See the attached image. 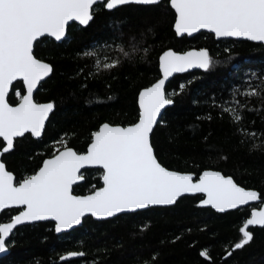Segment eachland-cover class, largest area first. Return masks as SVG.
Segmentation results:
<instances>
[{"label": "trees", "instance_id": "1", "mask_svg": "<svg viewBox=\"0 0 264 264\" xmlns=\"http://www.w3.org/2000/svg\"><path fill=\"white\" fill-rule=\"evenodd\" d=\"M97 7L94 20L86 28L71 24L70 42L47 38L34 48L37 58L53 67L35 99L40 103L54 101L56 108L40 140L27 134L3 156L17 180L38 170L41 161L53 152L54 143L66 133L69 146L83 153L90 133L103 123H134L139 92L160 78L161 54L168 49L185 52L195 48L208 49L219 63L207 72L194 71L169 82L166 92L170 96L180 84L187 87L182 94L172 96L173 107L154 130L158 158L170 170L196 177L205 170L220 171L264 198V148L254 151L251 143L242 144L236 126L227 115L221 119L219 109L211 107L209 100L228 98L232 87L242 85L250 78L249 73L264 74V46L248 41H217L208 33L178 38L173 29L174 11L167 0L161 5H126L113 11ZM113 40L116 44L122 40L125 46L143 41L141 46L149 47V54L141 60L140 53L132 62L125 61L111 72L85 80L84 76L94 71L92 61L77 54L90 46L112 44ZM107 51L112 57L118 54L113 48ZM80 69L83 75H77ZM85 83L86 88L82 87ZM13 87L25 93L22 83ZM9 99L16 102L12 93ZM252 104L260 106L255 99ZM209 113L211 120L204 118ZM244 115L246 127L264 131V112L256 115L246 111ZM102 173L84 171L85 182L75 187V193L86 195L92 185L101 187ZM202 198L184 197L173 207L150 208L109 221L97 222L89 217L79 228L61 235L55 233L51 222L22 226L7 242L10 254L0 264H264V228L249 229L252 241L234 250L235 243L242 239L240 228L252 208L260 204L219 214L201 208ZM19 211H5L0 221L8 222ZM205 249L210 259L200 255ZM78 251L86 255L60 261L62 256ZM228 251L232 252L230 256Z\"/></svg>", "mask_w": 264, "mask_h": 264}, {"label": "snow or ice", "instance_id": "2", "mask_svg": "<svg viewBox=\"0 0 264 264\" xmlns=\"http://www.w3.org/2000/svg\"><path fill=\"white\" fill-rule=\"evenodd\" d=\"M164 0H0V157L18 146V138L40 140L46 123L56 108L55 102L40 103L34 93L53 72L50 63L34 54V47L43 39L70 42V26L78 22L87 27L94 20L97 6L111 11L122 5H161ZM174 10V30L179 37H192L201 30L213 33L215 38H236L264 44V0H167ZM143 41L125 46L113 40L103 46L85 48L77 55L91 59L92 68L84 79L95 78L101 72H111L125 61L132 62L149 47ZM114 46V47H113ZM113 48L118 54L109 55ZM214 60L208 49L178 53L167 50L159 57V78L138 96V115L127 126L108 122L90 133L86 152L69 146L68 134L53 145V152L41 161L38 170L19 181L3 160H0V213L6 209H20L9 222L0 221V253L7 251L6 242L19 225L39 221H54L55 232L62 233L80 226L86 217L109 221L121 214L136 213L154 206H173L186 195L203 194L200 207L210 206L224 213L239 209L251 202L250 218L240 228L242 239L235 249L248 245L253 235L249 226L264 227V198L256 190H246L231 176L220 171L205 170L195 177L191 173L170 170L161 163L155 148L154 129L161 121V113L175 103L172 96L182 94L187 84H180L170 96L166 81L176 73L191 69H212ZM80 69L77 75H83ZM250 78L240 86H233L228 98L210 97L211 107L219 109V117L228 116L241 136V143H251L252 150L264 148V131L245 126V115L264 112V74L249 73ZM20 81L26 93L15 90ZM255 81V82H254ZM190 83V81H189ZM246 85V86H245ZM82 87H87L83 84ZM16 98L12 103L9 94ZM259 107L252 104L253 100ZM91 103V101H90ZM201 117H198L200 119ZM212 119L211 113L206 117ZM255 123V121H252ZM259 141V143H257ZM221 159L226 160V156ZM103 170L101 187L91 186L87 195L74 189L84 179L82 169ZM232 252L228 251L227 255ZM85 252H71L61 259L83 257ZM200 255L210 259L205 249ZM147 264V262H145Z\"/></svg>", "mask_w": 264, "mask_h": 264}, {"label": "water", "instance_id": "3", "mask_svg": "<svg viewBox=\"0 0 264 264\" xmlns=\"http://www.w3.org/2000/svg\"><path fill=\"white\" fill-rule=\"evenodd\" d=\"M122 6H126V5H122ZM122 6H119L118 8H120V7H122ZM142 6H155V5H142ZM106 9V8H105ZM117 9V8H116ZM107 10V9H106ZM113 10H115V9H113ZM113 10H111V11H113ZM107 11H109V10H107ZM174 11V10H173ZM74 24H77V25H79L78 24V22H73ZM91 23V22H90ZM80 26V25H79ZM89 26V25H88ZM81 27H83V28H86V27H84V26H81ZM173 29H174V25H173ZM175 31V30H174ZM200 33H208V34H211V35H213L214 37H215V35L213 34V33H209V32H207V30H201V32ZM200 33H196V34H194L192 37H188L187 35H185V36H183V37H187V38H193V37H195V36H197L198 34H200ZM178 38H183V37H179V36H177ZM49 39H52V38H49ZM217 41H225V40H236V41H247V40H244V39H236V38H220V39H217V38H215ZM248 42H251V43H255V44H261V43H258V42H253V41H248ZM57 43H61V42H57ZM261 45H263L264 46V44H261ZM35 48V47H34ZM168 50H172V49H168ZM190 50H199V49H195V48H193V49H190ZM167 51V50H166ZM187 51H189V50H187ZM178 53H183V52H178ZM161 55H163V53L161 54ZM194 71H204V70H202V69H191V70H189L188 72H186V73H176V74H174L172 77H170L169 78V80L168 81H166V84H165V90H166V88H167V86H168V84H169V82L173 79V78H175V77H177V76H182V75H185V74H188V73H191V72H194ZM53 73V72H52ZM52 75V74H51ZM50 75V76H51ZM49 76V77H50ZM49 77H47L46 78V80L49 78ZM160 78H162V73L160 72ZM45 80V81H46ZM45 81H43V82H45ZM42 82V83H43ZM16 83H22V82H20V81H17V82H15L14 83V85L16 84ZM13 85V86H14ZM24 87V86H23ZM39 89V88H38ZM38 89H37V91H38ZM24 90H25V93H26V88H24ZM143 90V89H142ZM141 90V91H142ZM37 91H36V93H37ZM36 93H34V98H35V95H36ZM10 95V94H9ZM139 96V95H138ZM174 105V104H173ZM173 105H169V106H167L164 110H162V113H161V119H162V117L164 116V114H165V112L169 109V108H171V107H173ZM55 111V110H54ZM52 115V113L50 114V116ZM50 118V117H49ZM48 123V122H47ZM47 123H46V125H47ZM159 123V122H158ZM46 128V127H45ZM155 130V129H154ZM27 135V134H26ZM42 138V137H41ZM18 139H20V138H18ZM33 139H35V138H33ZM0 140H2V138H0ZM36 140V139H35ZM7 154H9V153H6L5 155H7ZM3 157H0V160H3L2 159ZM87 170H101L102 172H103V170L102 169H99V168H86V169H82L81 171H82V173L84 172V171H87ZM182 173V172H181ZM203 173V172H202ZM202 173L200 174V175H202ZM222 173V172H221ZM192 174V173H191ZM223 174V173H222ZM194 176H195V174H193ZM196 177V176H195ZM85 182V177H84V179L80 182V184H82V183H84ZM101 183L103 184V181H102V179H101ZM246 189V188H245ZM246 190H252V189H246ZM87 195V194H86ZM195 196H202L203 197V194H200V193H197V194H193V195H186L185 197H195ZM182 198H184V197H182ZM181 198V199H182ZM203 198H206V197H203ZM260 204V202H251L249 205H244V206H242L241 208H239V209H242V208H246V207H248V206H255V205H259ZM199 205H200V202H199ZM173 206H175V205H173ZM173 206H154V207H150V208H168V207H173ZM261 206V205H260ZM150 208H148V209H150ZM201 208H210V209H212L213 211H215V212H217L215 209H213V208H211L210 206H205V207H201ZM239 209H233V210H229V211H227V212H224V213H220V212H217V213H219V214H225V213H228V212H233V211H236V210H239ZM8 210H13V209H6L5 211H8ZM17 210H20V209H17ZM144 210H147V209H143V210H138L137 212H140V211H144ZM19 213V212H18ZM17 213V214H18ZM3 213H0V217H1V215H2ZM128 214H132V213H128ZM121 215H126V214H121ZM86 218H89V217H86ZM85 218V219H86ZM90 218H92V217H90ZM250 218V217H249ZM93 220H95V221H97V222H103V221H99V220H96L95 218H92ZM112 219H114V218H112ZM9 222V221H8ZM47 222H51V223H54V228H55V222L54 221H39V222H35V223H32V224H24V225H19V226H17V228L16 229H14V232L18 229V228H20V227H22V226H26V225H35V224H39V223H47ZM81 226V225H80ZM80 226H75L73 229H71V230H68V231H66V232H62V233H56L57 235H61V234H65V233H69V232H71V231H73V230H75V229H77V228H79ZM251 228H259V229H263L264 227H261V226H259V225H253V226H249V229H251ZM11 237V236H10ZM10 237H9V239H10ZM6 246H7V242H6ZM9 254H10V250H9V248L7 247V251L6 252H4V253H0V260L1 259H3V258H5V257H7V256H9ZM69 254V253H68ZM68 254H66V255H68ZM66 255H64V256H66ZM77 258H79V257H70L69 259H67V260H63V259H60V261L61 262H64V261H70V260H73V259H77Z\"/></svg>", "mask_w": 264, "mask_h": 264}]
</instances>
